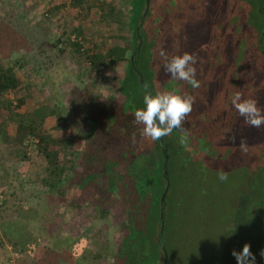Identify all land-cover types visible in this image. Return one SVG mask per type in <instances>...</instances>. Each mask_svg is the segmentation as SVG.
Listing matches in <instances>:
<instances>
[{"label": "rangeland", "instance_id": "rangeland-1", "mask_svg": "<svg viewBox=\"0 0 264 264\" xmlns=\"http://www.w3.org/2000/svg\"><path fill=\"white\" fill-rule=\"evenodd\" d=\"M77 1L0 0V26H4L0 30L9 29L20 48L1 60L3 65L13 68L20 81L19 88L3 98L11 102L12 111L18 114L41 105L56 110L58 116L47 117L43 129L63 141L79 138L81 127H86L81 115L82 106L90 101L86 95L113 97L127 68V62L92 68L89 54L95 49L105 52L111 46H123L115 37L131 41L126 0ZM258 1L261 4L257 6L253 0H182L180 3L178 12L187 20L183 33L187 38L167 60L184 53L195 57V67L202 78H196L200 91L194 92V99L198 100L200 110L216 111L218 136L213 152L204 156L206 168L201 170L192 164L188 178L180 174L181 180L187 182L183 190L185 204L175 216L172 246L171 240L166 243L168 263L228 264L233 250L238 251L241 243L248 241L246 229H242L248 210L256 203H264L256 201L259 187L264 190V125L250 126L231 105V97L239 93L242 100L252 99L264 109V92L257 84L261 78L257 63L264 62L254 39L255 32L264 31L262 16L256 12L259 5L264 9V0ZM108 7L124 14L121 23L109 24V15L103 18ZM77 29L82 31L78 36L82 49L90 51L84 55L75 54L71 45ZM3 36L0 34V44ZM60 38L65 44L62 51L57 43ZM7 48L8 44L0 46L2 50ZM165 63L166 60L153 78L143 74L149 91L155 94L178 90L186 95L183 81L167 74ZM22 98L23 104L14 108ZM11 125L9 134L13 135ZM66 150L67 160L73 162L71 150ZM75 161V167L82 173L93 168L90 159L86 163ZM43 167V158L36 151L32 150L28 159L16 163L5 157L4 147L0 145V223H23L28 228L24 235L30 236L31 247L26 250L29 254L24 255L0 235V264H55L54 256L65 252L58 251L53 243L64 240L65 236L83 241L77 249L71 247V253L67 252L70 256L66 255L58 264H71L69 259L72 264H108L109 252L120 255V245L132 226L122 215V205L114 204L110 219L102 223L94 220L90 207L82 205L76 210L70 205V198H76L79 191L69 193L64 204H48L41 195L44 189L37 184ZM221 172L227 174L226 181L218 179ZM168 178L171 187V171ZM96 191V186L90 187L86 196L93 197ZM31 218L34 220L30 221ZM249 244L253 245L252 240ZM39 247L45 250L41 252ZM84 255L88 260L82 258ZM36 258L39 260L32 261Z\"/></svg>", "mask_w": 264, "mask_h": 264}, {"label": "trees", "instance_id": "trees-1", "mask_svg": "<svg viewBox=\"0 0 264 264\" xmlns=\"http://www.w3.org/2000/svg\"><path fill=\"white\" fill-rule=\"evenodd\" d=\"M73 2L78 1L73 0ZM149 2L147 7L146 0H126L127 28L131 33V41L122 37H113L116 41H122L123 46L114 45L105 52L95 49L89 54L88 61L92 68H108L125 62L127 68L113 97L86 95L90 101L81 109L86 127H81L79 138L75 140L63 141L53 138L43 129L47 117L58 116L56 110H50L46 105L33 108L31 112L26 111L23 114L12 111L11 102L5 100L3 96L15 92L20 86V81L14 74L13 68L3 65L1 60L11 57L20 48L11 38L12 33L7 28L3 29L7 33L4 34L0 44V46L3 44L9 46L6 50L0 49V145L4 147V155L12 162L19 163L28 159L31 151L34 150L43 158L44 167L37 184L44 189V194L41 195L45 196L48 204L53 202L55 205L64 204L69 193L79 191L76 198L73 196L70 198V205L76 210L82 205L90 207L94 220L102 223L110 219L109 212L114 204L122 205V215L132 226H129V234L120 245L121 254L109 252L106 255L108 264H162L164 256L159 237V214L160 197L165 188L163 161L166 157L168 177L171 171V190L165 199L163 234L165 249L166 243H170V240L172 246L175 216L185 204L183 190L187 187V182L181 180L180 174L182 172V175L188 178L189 167L192 164L201 170L205 169L204 156H209L213 152L215 139L218 136L216 111L206 108L200 110L197 99H194L192 110L183 121L182 128L163 137L161 144L144 137L143 125L135 123L134 111L144 107L143 86L146 83L143 74L153 78L165 60L160 56V51L163 49L168 58L177 51L182 40L187 38V34H183L187 20L178 12L182 0H149ZM253 3L256 6L261 4L258 0H253ZM146 7L147 13L144 16ZM104 11L103 18L109 15V24L115 21L122 22L120 20L124 16L122 12H117L112 7ZM256 12L260 17L262 16L264 27V9L259 5ZM81 32V29L75 30L77 37L71 40V45L75 48V54L84 55L90 51L81 47V38H78ZM254 39L259 47L260 59L264 62V31L255 32ZM57 43L59 51H62V46L65 45L62 38ZM131 57H134L135 68L141 75L142 84L138 81L131 65ZM258 62L257 72L261 78L257 84L264 92V64L262 65L259 60ZM198 75L196 68L195 78H202ZM181 85L187 93L184 96L194 97V92L200 91L199 87L192 88L186 81ZM175 94L181 95L182 91L177 90ZM23 99H18L14 108L20 107ZM12 123L13 135L9 134ZM181 137L185 138L183 144L180 143ZM66 149L71 150L75 157L73 162L67 160L66 154L69 153ZM61 151L64 154L63 159L66 160L64 162L60 159ZM88 159L92 161L93 168L90 172H80L74 165L75 160L78 163H86ZM93 186L97 187L95 195L86 196L88 188ZM259 188L256 201L261 203V200L264 202V190L262 187ZM248 213L252 217L251 222L247 216V220L245 219L242 225V229H246L245 236L248 241L241 243L237 252L245 243L249 244L252 240L250 251L255 255L256 264H264V257L260 255L264 250V203L252 205ZM23 218L26 216L24 215ZM32 220L34 218L30 221ZM25 233H28V228L23 223L12 221L0 223V235L4 236L7 243L20 249L24 255L29 254L27 249H31L28 243L30 236H25ZM82 241L83 238L75 239L68 236H65L64 240H55L53 245L58 251L64 249L65 252L54 256L57 259L55 264L62 262L66 255L69 257L70 254L67 252L71 253V247L77 249ZM42 249L39 247L38 250L43 252L45 249ZM173 255L171 248V256ZM36 257L40 258V255ZM82 258L88 260L85 255ZM231 258L228 264H237L233 255ZM37 260L39 259L32 261ZM69 262L72 264L70 259ZM167 264H172V261L169 263L167 261Z\"/></svg>", "mask_w": 264, "mask_h": 264}, {"label": "clouds", "instance_id": "clouds-1", "mask_svg": "<svg viewBox=\"0 0 264 264\" xmlns=\"http://www.w3.org/2000/svg\"><path fill=\"white\" fill-rule=\"evenodd\" d=\"M160 56L166 60L165 71L175 80L186 81L192 88L200 86L195 78V57L190 53L174 56L167 60L165 51H160ZM142 109H136L133 113L135 123L143 125L142 134L151 141H161L163 137L170 135L174 130H180L186 116L191 112L194 97L175 94L173 92H157L152 94L148 85L143 86ZM231 105L236 109L245 122L252 127L260 128L264 125V109L257 106L252 99L242 100L241 95L236 93L231 97ZM180 143H185V138H180ZM218 179L223 182L228 179L227 174L221 172ZM250 244L245 243L243 248L237 252L233 250L232 255L237 264H256L255 255L250 251ZM264 257V250L260 253Z\"/></svg>", "mask_w": 264, "mask_h": 264}, {"label": "water", "instance_id": "water-1", "mask_svg": "<svg viewBox=\"0 0 264 264\" xmlns=\"http://www.w3.org/2000/svg\"><path fill=\"white\" fill-rule=\"evenodd\" d=\"M149 5V0H146V6L148 7ZM147 7H146V13H147ZM146 14H144L145 16ZM131 65L133 67V69L136 72L138 81L140 82V84H142V78L141 75L137 72L136 68H135V64H134V57H131ZM162 141V140H161ZM161 141H158L159 144H161ZM163 177L165 180V188L163 190V193L160 197V203H161V207H160V214H159V219H160V244H161V250L163 252V262L162 264H167V256H166V252L164 249V243H163V234H164V221H165V199L170 187V183H169V179H168V171H167V158L165 157L164 161H163Z\"/></svg>", "mask_w": 264, "mask_h": 264}, {"label": "crops", "instance_id": "crops-1", "mask_svg": "<svg viewBox=\"0 0 264 264\" xmlns=\"http://www.w3.org/2000/svg\"><path fill=\"white\" fill-rule=\"evenodd\" d=\"M6 1V0H5ZM14 1H16V0H14ZM11 7H12V3H11ZM1 15V14H0ZM0 17H2V16H0ZM0 27H4V26H0ZM4 28H2L1 30H0V34H6L7 32H5L6 30H3Z\"/></svg>", "mask_w": 264, "mask_h": 264}]
</instances>
